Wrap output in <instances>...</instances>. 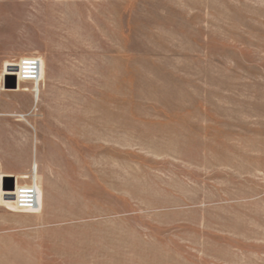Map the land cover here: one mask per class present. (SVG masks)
<instances>
[{"label":"rangeland","instance_id":"374dc122","mask_svg":"<svg viewBox=\"0 0 264 264\" xmlns=\"http://www.w3.org/2000/svg\"><path fill=\"white\" fill-rule=\"evenodd\" d=\"M2 175L0 264H264V0H0Z\"/></svg>","mask_w":264,"mask_h":264},{"label":"built area","instance_id":"2783aa9c","mask_svg":"<svg viewBox=\"0 0 264 264\" xmlns=\"http://www.w3.org/2000/svg\"><path fill=\"white\" fill-rule=\"evenodd\" d=\"M6 70L3 77L11 76L16 82L35 84L40 81L41 62L38 58H26L16 67H7ZM13 193V205L17 212L35 211L38 208V192L34 186L20 187L14 189Z\"/></svg>","mask_w":264,"mask_h":264},{"label":"water","instance_id":"95a60500","mask_svg":"<svg viewBox=\"0 0 264 264\" xmlns=\"http://www.w3.org/2000/svg\"><path fill=\"white\" fill-rule=\"evenodd\" d=\"M6 80H14L12 77H8V78H4V85L5 86H7V82H6ZM13 83V87H15V83L14 82H12Z\"/></svg>","mask_w":264,"mask_h":264},{"label":"crops","instance_id":"0c3cea01","mask_svg":"<svg viewBox=\"0 0 264 264\" xmlns=\"http://www.w3.org/2000/svg\"><path fill=\"white\" fill-rule=\"evenodd\" d=\"M2 79H3V76H2ZM20 83H25V82H20ZM5 176H9V175H2L0 177H5ZM0 185H1V181H0Z\"/></svg>","mask_w":264,"mask_h":264},{"label":"bare ground","instance_id":"6f19581e","mask_svg":"<svg viewBox=\"0 0 264 264\" xmlns=\"http://www.w3.org/2000/svg\"><path fill=\"white\" fill-rule=\"evenodd\" d=\"M39 59V58H38ZM21 61V60H20ZM40 61V60H39ZM41 62V61H40ZM41 69H42V64H41ZM41 73V72H40ZM41 79V78H40ZM19 82V81H18ZM38 83V82H37ZM37 83H35V84H37ZM25 187H27V186H25ZM21 212H23V211H21ZM28 212H31V211H28Z\"/></svg>","mask_w":264,"mask_h":264}]
</instances>
